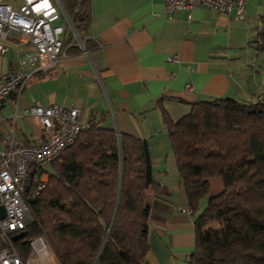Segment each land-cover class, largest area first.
<instances>
[{"label":"crops","instance_id":"obj_1","mask_svg":"<svg viewBox=\"0 0 264 264\" xmlns=\"http://www.w3.org/2000/svg\"><path fill=\"white\" fill-rule=\"evenodd\" d=\"M248 3L245 18L238 20L204 6L169 12L165 0H88L90 25L82 38L88 52L70 45L51 70L34 73L18 96L1 103L0 139L14 138L16 144L39 140L40 123L23 109L57 103L79 108L81 120L89 124L146 141L155 179L171 191L163 196L148 190L147 260L193 264L197 214L183 211L190 206L163 111L177 121L196 101L229 96L251 102L264 92V50L253 43L249 19L254 14ZM10 33L18 41H3L9 50L0 54V73L17 69L27 49L19 30ZM65 33L69 38V30ZM174 55L178 61H169ZM209 183L211 196L224 189L222 178ZM8 241L0 229V246Z\"/></svg>","mask_w":264,"mask_h":264},{"label":"trees","instance_id":"obj_2","mask_svg":"<svg viewBox=\"0 0 264 264\" xmlns=\"http://www.w3.org/2000/svg\"><path fill=\"white\" fill-rule=\"evenodd\" d=\"M61 1L84 38L88 0ZM260 19L253 41L264 49V15ZM163 116L197 214L192 263L264 264V92L251 102L196 101L177 121ZM42 170L49 181L30 202L33 219L23 237H11L22 258L29 239L45 235L61 264H149L148 190L171 191L156 181L146 141L125 132L119 137L115 128L92 121ZM214 177L223 179L224 189L211 196Z\"/></svg>","mask_w":264,"mask_h":264},{"label":"built area","instance_id":"obj_3","mask_svg":"<svg viewBox=\"0 0 264 264\" xmlns=\"http://www.w3.org/2000/svg\"><path fill=\"white\" fill-rule=\"evenodd\" d=\"M247 1L165 0L169 12L192 11L196 6H204L238 20L245 18ZM62 14L67 26L56 23ZM11 28L19 30L21 39L28 45L19 56L18 68L0 73V104L12 95L18 96L34 73L51 70L70 45H79L83 52H88L59 0H20L16 3L0 0V54L9 50L3 41L8 39ZM68 30L71 42L66 39ZM169 61L176 62L178 57L170 56ZM187 88L192 89V85L187 84ZM80 113L77 107L57 103L28 106L23 114L38 120L42 131L40 139L28 144H16L14 138L0 139V201L6 211L5 217L0 219V229L9 236L8 243L0 248V264H61L45 235L29 239L30 252L26 258L21 257L11 237L23 232L33 219L28 198L35 199L49 181V174L42 168L71 145L82 129L89 127V123L81 120ZM117 135L120 137L119 130ZM183 211L192 213L190 208Z\"/></svg>","mask_w":264,"mask_h":264},{"label":"rangeland","instance_id":"obj_4","mask_svg":"<svg viewBox=\"0 0 264 264\" xmlns=\"http://www.w3.org/2000/svg\"><path fill=\"white\" fill-rule=\"evenodd\" d=\"M4 1H8V0H4ZM248 2H249L248 3V8L254 14V19L253 18H252L253 20L249 19L250 26H251V28H249L250 29V34L252 36H256V30H257V27L259 25V15H260V13L264 14V0H248ZM65 21H66L65 20V15L62 14V17L59 20H57L56 23L65 24V26H67ZM15 36H14V33H10L8 40L9 41H18V37L17 36L15 37ZM253 43L256 44L257 42H253ZM47 167H48V169L51 168V167H49V165H47Z\"/></svg>","mask_w":264,"mask_h":264},{"label":"water","instance_id":"obj_5","mask_svg":"<svg viewBox=\"0 0 264 264\" xmlns=\"http://www.w3.org/2000/svg\"><path fill=\"white\" fill-rule=\"evenodd\" d=\"M32 178H33V175H31V178L29 179V182H28V188L30 187L31 185V182H32ZM30 202H33L34 199L33 198H28ZM6 215V211H5V207L3 204H0V219L4 218ZM25 234V232H20L18 234H15L13 235V239L16 240V239H19L21 237H23Z\"/></svg>","mask_w":264,"mask_h":264}]
</instances>
